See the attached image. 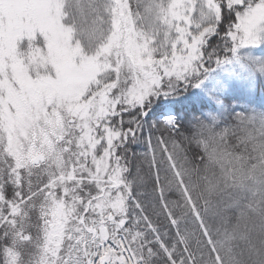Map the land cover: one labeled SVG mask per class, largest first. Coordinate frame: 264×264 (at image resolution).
Returning a JSON list of instances; mask_svg holds the SVG:
<instances>
[{"label": "snow or ice", "instance_id": "1", "mask_svg": "<svg viewBox=\"0 0 264 264\" xmlns=\"http://www.w3.org/2000/svg\"><path fill=\"white\" fill-rule=\"evenodd\" d=\"M258 95L264 0H0V264H264Z\"/></svg>", "mask_w": 264, "mask_h": 264}, {"label": "trees", "instance_id": "2", "mask_svg": "<svg viewBox=\"0 0 264 264\" xmlns=\"http://www.w3.org/2000/svg\"><path fill=\"white\" fill-rule=\"evenodd\" d=\"M258 99H259V96H257V98H256V102L258 103ZM233 104L235 103V101H231ZM259 104V103H258ZM252 107H255L256 108V110L257 111H264V107H262L261 106V104H259V105H257L256 103H254L253 105H252ZM197 115L199 114V113H196Z\"/></svg>", "mask_w": 264, "mask_h": 264}, {"label": "rangeland", "instance_id": "3", "mask_svg": "<svg viewBox=\"0 0 264 264\" xmlns=\"http://www.w3.org/2000/svg\"><path fill=\"white\" fill-rule=\"evenodd\" d=\"M258 96H259V95H258ZM255 103H256L257 105L261 104V106L264 107V103L261 102V98H260V96H259V99H258V103H259V104H258L257 102H255Z\"/></svg>", "mask_w": 264, "mask_h": 264}]
</instances>
